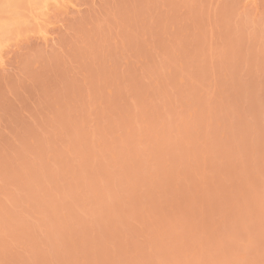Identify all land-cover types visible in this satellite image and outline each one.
<instances>
[{
  "label": "rangeland",
  "instance_id": "1",
  "mask_svg": "<svg viewBox=\"0 0 264 264\" xmlns=\"http://www.w3.org/2000/svg\"><path fill=\"white\" fill-rule=\"evenodd\" d=\"M13 1L0 264H264V0Z\"/></svg>",
  "mask_w": 264,
  "mask_h": 264
},
{
  "label": "bare ground",
  "instance_id": "2",
  "mask_svg": "<svg viewBox=\"0 0 264 264\" xmlns=\"http://www.w3.org/2000/svg\"><path fill=\"white\" fill-rule=\"evenodd\" d=\"M14 1H16V0H14ZM14 1H13V2H14ZM17 2H18V0H17ZM2 3H3V2H1V3H0V10H1V7H3V6H4V5H1ZM7 3L9 4V2H6V3L4 2L3 4H6V5L8 6V4H7ZM4 7L6 8V6H4ZM5 8H4V9H5ZM4 9L2 8V10H4Z\"/></svg>",
  "mask_w": 264,
  "mask_h": 264
}]
</instances>
